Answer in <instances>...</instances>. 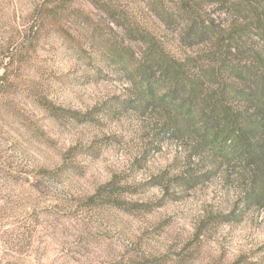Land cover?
I'll return each mask as SVG.
<instances>
[{"label":"rangeland","instance_id":"obj_1","mask_svg":"<svg viewBox=\"0 0 264 264\" xmlns=\"http://www.w3.org/2000/svg\"><path fill=\"white\" fill-rule=\"evenodd\" d=\"M60 3L0 0V264H264V206L242 205L239 170L222 166L192 190L151 186L184 169L186 145L161 139L149 113L107 115L129 86L96 60L101 38L139 48L93 0ZM52 6L65 9L61 21L40 12ZM113 7L124 25L155 33L177 57L190 54L146 2ZM40 96L80 114L97 108L96 122H57ZM111 180L126 188L121 205L88 204ZM230 214L236 220L220 222Z\"/></svg>","mask_w":264,"mask_h":264},{"label":"trees","instance_id":"obj_2","mask_svg":"<svg viewBox=\"0 0 264 264\" xmlns=\"http://www.w3.org/2000/svg\"><path fill=\"white\" fill-rule=\"evenodd\" d=\"M138 1L146 2L159 26L174 31L176 45L190 54L177 57L155 33L118 21L113 7L117 0H93L139 48L134 52L118 42L99 40L101 56L96 60L102 58L120 71L129 86L127 96L110 100L105 113H149L161 139L186 145L184 169L174 175L164 171L151 186L164 193L172 187L192 190L226 166L239 170L245 181L242 205L264 206V0ZM64 10L52 6L40 12L50 21H61ZM79 52H84L80 46ZM36 103L57 122H96L97 108L80 114L44 96ZM203 160L212 164L206 168ZM124 191L111 180L86 201L94 205L102 199L120 206L118 195ZM219 217L222 223L236 220L234 214Z\"/></svg>","mask_w":264,"mask_h":264}]
</instances>
